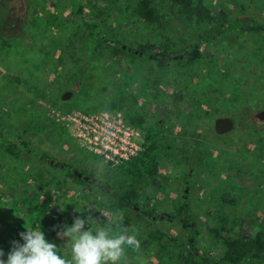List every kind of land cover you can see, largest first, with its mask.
Masks as SVG:
<instances>
[{
    "label": "rangeland",
    "instance_id": "rangeland-1",
    "mask_svg": "<svg viewBox=\"0 0 264 264\" xmlns=\"http://www.w3.org/2000/svg\"><path fill=\"white\" fill-rule=\"evenodd\" d=\"M139 1L0 0V124L34 149L15 157L0 132V242L6 255L12 241L24 242L19 234L25 227L41 225L58 253L70 258L68 238L57 236L63 225L86 218L88 205L122 213L108 194L43 156L116 182L121 161L100 150L114 146V138L144 139L146 132L128 121L130 111L160 131L161 175L144 183L140 194L143 208L156 210L152 226L166 236L141 248L145 264L169 258L184 264L190 256L188 233L172 216L184 198L200 226V252L210 258L218 257L217 235L264 226V120L257 116L264 109V31L250 30L248 23L264 21V0H204L223 11L226 22L246 18L243 34L209 40H203L204 25L166 9L165 0H151L162 17L146 21L136 12ZM94 23L108 43L119 40L128 49L121 62L108 48L90 54ZM198 40L202 57L180 61ZM141 49L165 53L164 65L137 56ZM221 115L237 124L216 135L214 120ZM39 174L52 183L41 187ZM92 215L96 223L106 221L98 210ZM127 264H138L137 253L127 251Z\"/></svg>",
    "mask_w": 264,
    "mask_h": 264
},
{
    "label": "trees",
    "instance_id": "trees-1",
    "mask_svg": "<svg viewBox=\"0 0 264 264\" xmlns=\"http://www.w3.org/2000/svg\"><path fill=\"white\" fill-rule=\"evenodd\" d=\"M165 4L166 9L174 10L176 14L181 15L188 22H193L197 26L204 25L203 28L207 30L208 34L203 37V40H209L212 37H216V35L231 33V31L241 35L246 30L245 26H243L246 18L237 16L231 22L229 21L230 23L226 22V15L222 13L223 11H213L204 4V0H165ZM136 12L150 23H155L162 17L160 8L154 5L151 0H140L136 6ZM248 23L251 27L250 30L264 31V21L251 19ZM91 28L88 46L90 54L103 48H108L114 60L121 62L124 55L128 53V49L125 48L121 41L116 40L108 43L107 34L101 30L100 25L94 23ZM230 36L236 35L231 34ZM231 39L234 41L237 38L231 37ZM201 43L202 40H198L191 44L189 50L182 54V59L189 64L199 60L202 57ZM254 54L256 55L257 53L254 52ZM136 55L142 59L146 55L147 59L156 61L160 66L165 63L163 57L166 54L162 52L148 55L146 50L141 49L136 51ZM182 55L179 56L180 61ZM128 121L146 132L143 144L144 149L118 165L121 172L119 180L116 182L101 180L96 174L79 169L84 174H90L91 179L87 181L72 171V168L78 169L73 164L64 163L63 168L74 180L80 183H92L108 194L113 201L114 207L123 213L122 223L125 226H135L139 231L138 239L141 241V248L148 249L150 245L162 241L166 236L164 232L152 226L151 219L154 217L156 210L143 208L140 194L144 183L154 182L161 175L158 143L160 131L158 125H148L143 114L130 111L128 113ZM159 123L162 124V122ZM4 129L2 124H0V132L7 139L5 149L8 153L19 157L25 150L34 152L27 140L15 136L13 132ZM52 166L59 167L60 164H52ZM38 176L37 181H39L41 187L52 183V180L43 181V179H40V174ZM172 216L180 221L182 227L188 233L190 256L184 259V264H250L252 261L264 259V226L262 225H259L258 229L255 226V233L244 232L234 236L228 234L217 235L220 243L217 251L218 257L210 258L209 255L200 252L198 247L201 231L198 222L194 219L190 201L185 198L182 199ZM0 249H3L1 242ZM3 251L5 250L3 249ZM3 259H7L6 254ZM171 261V258H169L167 264H172Z\"/></svg>",
    "mask_w": 264,
    "mask_h": 264
},
{
    "label": "clouds",
    "instance_id": "clouds-1",
    "mask_svg": "<svg viewBox=\"0 0 264 264\" xmlns=\"http://www.w3.org/2000/svg\"><path fill=\"white\" fill-rule=\"evenodd\" d=\"M85 210L89 213L86 218L76 216L71 225H63L57 231L60 239L68 238L66 245L70 248V258L58 253L57 245L46 239L40 225L25 227L26 231L20 232L24 242L12 241L6 260L0 249V264H127L128 250L137 253L138 264H145L139 231L135 226L122 223L123 213L108 215L98 206L93 208L91 205ZM95 210L102 213L106 221L96 223L97 219L92 215Z\"/></svg>",
    "mask_w": 264,
    "mask_h": 264
},
{
    "label": "built area",
    "instance_id": "built-area-1",
    "mask_svg": "<svg viewBox=\"0 0 264 264\" xmlns=\"http://www.w3.org/2000/svg\"><path fill=\"white\" fill-rule=\"evenodd\" d=\"M117 139L119 138H114L112 141V144L114 146H106V150H100V152H102L105 156L109 158H117V161H121L122 163L125 159H129L132 156L137 155L140 151L144 149V139L141 140L139 144L132 140L134 138H132L131 140L130 138H120V141L122 142H118ZM96 143L98 144V142ZM101 145L105 146L103 145V143Z\"/></svg>",
    "mask_w": 264,
    "mask_h": 264
},
{
    "label": "water",
    "instance_id": "water-1",
    "mask_svg": "<svg viewBox=\"0 0 264 264\" xmlns=\"http://www.w3.org/2000/svg\"><path fill=\"white\" fill-rule=\"evenodd\" d=\"M183 57V55L181 56ZM71 92L66 91L63 94V98H68ZM257 116L260 119L264 120V109H261L257 112ZM236 120L233 116L230 115H221L215 118L214 120V132L216 135H225L232 132L236 127ZM75 174L82 176L81 172L75 171ZM89 176H86L85 179H88Z\"/></svg>",
    "mask_w": 264,
    "mask_h": 264
},
{
    "label": "flooded vegetation",
    "instance_id": "flooded-vegetation-1",
    "mask_svg": "<svg viewBox=\"0 0 264 264\" xmlns=\"http://www.w3.org/2000/svg\"><path fill=\"white\" fill-rule=\"evenodd\" d=\"M69 92H71V91H69ZM43 159H44V161H49V164H60V166L62 167V169H63V165L64 164H61L58 160H56V159H54V158H51L50 160L48 159V157L47 156H43ZM72 171L73 172H75V171H78V172H81L82 173V176H79V177H81V178H84L85 179V177L86 176H89V178L88 179H85V180H87V181H89L90 179H91V177H90V174H84L82 171H80L79 169H75V168H72Z\"/></svg>",
    "mask_w": 264,
    "mask_h": 264
}]
</instances>
